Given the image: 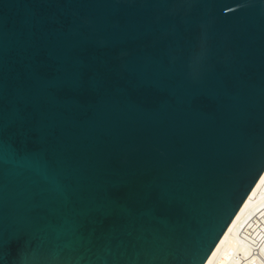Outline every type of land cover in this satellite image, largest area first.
Returning a JSON list of instances; mask_svg holds the SVG:
<instances>
[{
  "label": "water",
  "instance_id": "obj_1",
  "mask_svg": "<svg viewBox=\"0 0 264 264\" xmlns=\"http://www.w3.org/2000/svg\"><path fill=\"white\" fill-rule=\"evenodd\" d=\"M264 175V0H0V264H206Z\"/></svg>",
  "mask_w": 264,
  "mask_h": 264
},
{
  "label": "bare ground",
  "instance_id": "obj_2",
  "mask_svg": "<svg viewBox=\"0 0 264 264\" xmlns=\"http://www.w3.org/2000/svg\"><path fill=\"white\" fill-rule=\"evenodd\" d=\"M206 264H264V175Z\"/></svg>",
  "mask_w": 264,
  "mask_h": 264
}]
</instances>
